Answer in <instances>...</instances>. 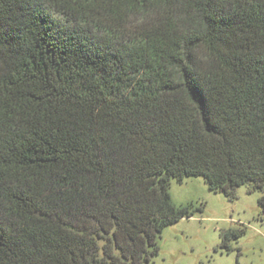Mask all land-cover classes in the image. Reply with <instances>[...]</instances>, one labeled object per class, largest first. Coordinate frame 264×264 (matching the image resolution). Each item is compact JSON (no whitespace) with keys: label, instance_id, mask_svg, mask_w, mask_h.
<instances>
[{"label":"trees","instance_id":"obj_1","mask_svg":"<svg viewBox=\"0 0 264 264\" xmlns=\"http://www.w3.org/2000/svg\"><path fill=\"white\" fill-rule=\"evenodd\" d=\"M190 176L264 213V0H0V264H146Z\"/></svg>","mask_w":264,"mask_h":264},{"label":"rangeland","instance_id":"obj_2","mask_svg":"<svg viewBox=\"0 0 264 264\" xmlns=\"http://www.w3.org/2000/svg\"><path fill=\"white\" fill-rule=\"evenodd\" d=\"M169 193L176 205H203L201 212L167 225L158 239L159 252L146 264H264L263 194L235 188L234 197L208 188L201 176L172 179ZM245 228L244 234L220 247L223 230Z\"/></svg>","mask_w":264,"mask_h":264}]
</instances>
